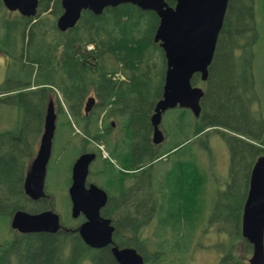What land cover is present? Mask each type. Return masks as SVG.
I'll return each instance as SVG.
<instances>
[{
    "label": "trees",
    "instance_id": "16d2710c",
    "mask_svg": "<svg viewBox=\"0 0 264 264\" xmlns=\"http://www.w3.org/2000/svg\"><path fill=\"white\" fill-rule=\"evenodd\" d=\"M255 2L261 4L259 8L262 6L264 14V0H228L206 81L202 82L198 74L191 78L192 86H201L203 90L200 114L194 118L189 111L182 110L191 116L189 127L193 138L212 131L208 134L218 135L229 152L228 177L222 184L225 186H216L219 197L214 223L225 226L221 229H229L228 235L217 231L229 239L227 246L219 245L222 257L218 264H248L252 254V246L242 239L240 227L250 172L255 161L264 156V121L254 108L257 98L252 76L253 49L258 39ZM61 13L60 0H38L36 15L29 18L8 12L0 0V54L18 60L19 68L29 71V79L14 86L7 85L10 75L6 73V78L0 81V96L11 94L18 106L25 100L27 104L37 100L41 110L37 137L50 95L62 98L67 108V114L62 115L66 120L63 125L69 126L72 136H79L81 140L78 155L84 149L90 150L87 144L83 148L82 141L102 144L121 167V179L120 172L107 170L102 177L114 182L116 192L121 190L117 196L121 211L114 216L121 218V227L114 230L113 243L119 249L133 248L139 254L142 243L147 245L142 230L157 216L158 209L164 211V204L161 198L158 202L141 201L143 190L137 192L139 185L135 180L181 145L165 148L162 144L154 146L150 140V116L162 97L166 69L163 52L153 41L158 18L151 11L122 4L104 9L100 15L83 11L72 29L60 32L56 20ZM89 46L91 49H87ZM88 98H93L95 104L85 115L83 108ZM22 109L26 118L25 106ZM33 113L35 116L37 110L31 108L32 116ZM251 113L261 128L253 135L246 134L251 133L250 125L243 120V115L251 117ZM215 117L233 118L240 126L227 130V124H218ZM108 120H114L118 127L122 122L120 133L117 130L108 133ZM72 126L79 133L75 134ZM6 136H10L8 131L0 132V188L7 190L0 193V200L8 209L11 239L0 248V264H116L108 248L94 250L83 243L78 235L82 218L75 226L61 224L54 234L11 231L12 215L32 204L23 194V179L17 185L12 182L15 166L8 157L17 152L18 142ZM60 136L67 138V130ZM33 155H28L25 172ZM178 181L166 182L173 188L170 195L164 194L167 201L175 195ZM147 185L151 186L149 182L142 184ZM220 201L227 206L218 204ZM41 202L47 206H40ZM48 205L45 200L40 201L30 206L29 212L45 211L51 207ZM221 238L224 240V236ZM173 250L170 255H176Z\"/></svg>",
    "mask_w": 264,
    "mask_h": 264
},
{
    "label": "rangeland",
    "instance_id": "374dc122",
    "mask_svg": "<svg viewBox=\"0 0 264 264\" xmlns=\"http://www.w3.org/2000/svg\"><path fill=\"white\" fill-rule=\"evenodd\" d=\"M259 5L261 4L257 2L254 4L258 39L253 49L252 76L253 89L257 98V105L254 108L255 111L259 110L257 112L260 113L264 121V14L262 6L259 8ZM19 67L18 60H10L0 54V81L6 78V73L10 75L8 86L27 81L29 71ZM196 87L200 88L201 86ZM10 96L11 94L0 96L3 100L0 99V132L8 131L10 136L5 138L18 142L17 152L8 157L15 166L12 182L17 185L22 182L25 174L28 155L34 153L36 148V139L41 126V110L37 105V100L32 101V104H27L25 100L18 106L13 103L15 99ZM52 100L58 119L44 190L51 200L52 210L58 214L62 225L64 223V226L69 227L80 223L78 219L70 221V203L67 192L71 168L78 155L81 140L79 136H72L69 126L63 125L66 120L62 115L67 114V108L62 98L56 95V97L52 96ZM23 106L26 109V118ZM31 108L37 110L35 116L34 113L33 116L31 115ZM191 115L193 116V114ZM250 116L243 115V120L250 125L251 133L246 134L253 135L261 128L256 116L252 113ZM215 119L218 118L215 117ZM190 122V114L187 115L186 112L184 114L179 108L168 110L162 115L159 128L164 135L163 147L181 145L163 157L160 162L153 163L147 172H143L135 180L138 185L146 182L151 185L150 190L141 193V201L154 199L158 202L161 198L162 204H164V211L161 212L158 209L157 213L155 212L157 216L152 217L142 230V238L147 245L142 243L139 255L146 260L144 264H218L222 257V248L219 245L227 246L229 244L228 236L222 234L223 240L221 238L223 236L218 234L219 230H222L228 235L229 229H221L225 226L221 223H214V219L217 217L215 214L217 197H219L216 186L220 187L228 177L230 163L228 148L218 135L208 134L212 131H205L193 138L190 135ZM219 123H226L227 130H234L240 126L233 118L218 119ZM72 129L75 134L78 133L77 129L73 127ZM65 130H67V138L60 136ZM224 131L226 132V130ZM147 176L151 177L153 181L148 180ZM175 177L178 179L175 180ZM176 181L178 183L174 188L175 195L167 201L165 195H170L173 188L167 186L166 182L175 183ZM107 186L109 192L113 193L115 187L110 180H107ZM0 191L3 193L7 190L0 188ZM218 204L227 206L222 201ZM30 206L33 205L28 204L27 209L23 208V210L29 212ZM40 206H47V204L41 203ZM8 218V209L0 200V248L11 239ZM173 249L176 250V255H170ZM240 250L241 248L238 247V251ZM239 255L241 256L240 253ZM148 258H150L149 261Z\"/></svg>",
    "mask_w": 264,
    "mask_h": 264
},
{
    "label": "water",
    "instance_id": "95a60500",
    "mask_svg": "<svg viewBox=\"0 0 264 264\" xmlns=\"http://www.w3.org/2000/svg\"><path fill=\"white\" fill-rule=\"evenodd\" d=\"M167 0H60L61 15L56 20L60 32L72 29L83 11L100 15L104 9L130 4L140 10L151 11L158 18L153 41L161 48L166 63L161 99L155 104L150 116L151 141L160 144L164 136L159 126L162 114L174 108L189 110L194 117L200 114L199 102L202 89L192 86L191 78L198 74L206 81L208 67L212 62L217 37L222 28L228 0H174L170 7ZM9 12L22 17H34L38 0H2ZM94 104L89 98L85 113ZM56 128V113L53 102L47 104L43 131L37 153L24 180L25 195L33 201L44 197L46 167L51 155L52 140ZM93 154H82L71 170V185L68 195L71 217H84L78 235L91 249L111 246V254L117 264H144L142 256L133 248L115 246L112 241L113 226L109 219L100 215L107 202L104 191L94 185L85 187L89 164ZM10 228L20 234L57 233L59 216L52 210L38 214L17 211L12 216ZM241 236L252 246L249 264H264V156L259 157L250 172L248 192L242 209Z\"/></svg>",
    "mask_w": 264,
    "mask_h": 264
},
{
    "label": "flooded vegetation",
    "instance_id": "af4514ba",
    "mask_svg": "<svg viewBox=\"0 0 264 264\" xmlns=\"http://www.w3.org/2000/svg\"><path fill=\"white\" fill-rule=\"evenodd\" d=\"M172 2H173V4H172ZM166 3L170 7L174 6V0H167ZM108 121H110V129L108 130V133L111 130H114V131L117 130L118 133H120L121 127H118L115 124L116 122H114L112 120H108ZM102 134L104 135L105 132H103ZM37 139L39 140V136L37 137ZM82 144L84 145L83 148H85L86 144H87V146L90 147L91 151L90 150L87 151L86 149H84L81 154L90 152V153H92L94 155V159L89 164V167H88V174H87L85 186L88 188L90 185H95L96 187L102 189L107 194V202H106L105 206L103 207V209H101V213H102L103 210H105L104 211L105 212V216H103V217L110 220L111 225L113 226L114 230L116 229V227L120 228L121 227V218L118 217V219H115L114 216L117 215L116 214L117 212L121 211V200L117 199L118 193H121V190L116 192L117 191V187H115V189L113 190V193H110L109 189L107 187V180H102V177L103 178L105 177L104 171L107 170V171H113V173L114 172L115 173L120 172V177L119 178L121 179V167L117 164L116 161H114V159H112L110 157V155L108 153H106V156L108 158H110V160L114 163V164H110L111 167L113 166V168H111L109 166V164H107L103 158L99 157L97 151L94 149V147L92 146L91 143H87V142L82 141ZM103 148L105 149L104 146H103ZM115 182H117V181H115ZM112 184H114V182H112ZM40 201L41 200H39V201L30 200V202H31L30 204L33 205V204H35L37 202H40ZM107 215H111V217H109ZM80 218H82V221H83V216H79L77 219H80ZM77 219H75V220H77ZM113 236H114V231H113V234H112V240H113ZM106 248H108L110 250V252H111V247L110 246H108Z\"/></svg>",
    "mask_w": 264,
    "mask_h": 264
},
{
    "label": "bare ground",
    "instance_id": "6f19581e",
    "mask_svg": "<svg viewBox=\"0 0 264 264\" xmlns=\"http://www.w3.org/2000/svg\"><path fill=\"white\" fill-rule=\"evenodd\" d=\"M118 78V77H117ZM100 135V134H99ZM111 157V156H110ZM124 178V177H123ZM155 202V201H154ZM2 253V252H1Z\"/></svg>",
    "mask_w": 264,
    "mask_h": 264
}]
</instances>
